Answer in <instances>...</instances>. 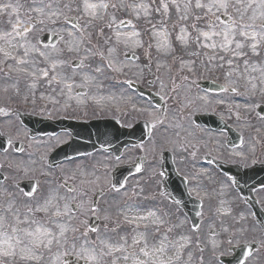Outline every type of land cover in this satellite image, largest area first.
<instances>
[{
    "label": "rangeland",
    "instance_id": "1",
    "mask_svg": "<svg viewBox=\"0 0 264 264\" xmlns=\"http://www.w3.org/2000/svg\"><path fill=\"white\" fill-rule=\"evenodd\" d=\"M198 2L207 6L214 0H87L97 7L107 5L101 11L96 7L95 15L93 9L85 11V0H0V124L4 135L25 142L23 153H0V163L10 177L0 185V233L6 232L0 236V247L13 253L0 256V264H67L64 258L78 252L87 264H115L126 255L124 247L137 233L129 227L131 218L126 213L131 211L153 215V219H141L146 222L140 223L144 231L139 234L138 253L143 257L137 260L139 264H162L167 251L169 257L174 255L175 264H220L221 255H231L230 245L250 242L259 247L245 264H264V236L252 211L232 179L202 160V154H208L241 166L264 161V118L256 112L264 105V38L253 41L250 35H240L242 30H253L241 29L242 24L264 32L260 27L264 8L259 0L251 8L247 7L251 0H231L225 16L232 22L225 23L217 19L224 15L222 9L213 8V16L207 7H197ZM141 5L147 6V15ZM67 19H74L76 26ZM233 19L237 22L234 38L230 36V45L222 47L224 31ZM44 33L60 34L62 41L44 47L39 42ZM238 43L242 47L237 48ZM253 43H257L255 50ZM6 44L16 46L12 58L3 52ZM127 55L137 56L138 61L126 59ZM75 60L84 67L68 66ZM20 65L31 74L19 71ZM181 68L198 72L199 78L205 75L225 82L238 93H203L194 85L198 77L183 75ZM125 78L156 82L154 88L165 95L167 112L162 116L132 92ZM79 88L88 92L78 95ZM73 110L83 112L76 116L85 118L117 112L116 117L128 127L145 120L152 124L153 133L145 145L126 149L120 160L98 151L51 169L47 157L67 140V134L29 139L11 112L56 118ZM196 113H211L234 125L245 144L228 148L225 134L195 125ZM164 151L173 154L179 173L190 180L191 196L202 201L198 230L162 193ZM142 156L146 158L144 171L129 178L124 189L114 191V169ZM24 179L39 180L34 196L24 197L11 186ZM63 182L74 185L75 191L67 190ZM98 190L103 196L93 209ZM255 195L264 207V189ZM72 205L77 206L75 212ZM92 215L99 220L96 231L89 228ZM60 226L63 235L59 230L57 239ZM45 229L51 236L43 234ZM211 231L219 233L214 236Z\"/></svg>",
    "mask_w": 264,
    "mask_h": 264
},
{
    "label": "water",
    "instance_id": "2",
    "mask_svg": "<svg viewBox=\"0 0 264 264\" xmlns=\"http://www.w3.org/2000/svg\"><path fill=\"white\" fill-rule=\"evenodd\" d=\"M60 38L61 37L58 35L45 34L41 37V43L43 45L54 46L59 42ZM73 65H78V63L75 62ZM154 103L158 106L156 101H154ZM21 118L24 124L30 127L32 131L37 132L36 134L47 133V128L52 127L46 125L41 126V124H38L34 118L28 119V117L23 116H21ZM202 122L210 128H216V126L220 124L211 118H206L202 120ZM85 127L90 126L84 125L78 130L77 137L80 139L76 138L71 144L60 148L54 153V155L51 157L52 165L57 164L56 162L71 159L81 154L90 153L98 148L111 151L117 158H119L122 155L124 147L143 142L144 140L148 139L151 134V127L147 123H141L134 129L126 130L120 129L119 126L117 127L113 123L110 124V122H98L92 125V131L88 137L82 133V130H86L84 129ZM110 135L116 136V138L113 140ZM7 146V141L4 139L3 150H5ZM143 163V160H137L136 165L134 166L117 168L113 174V187L115 189L122 188L125 185L126 179L130 175L143 170ZM162 170L165 174L164 187L168 192L171 193V199L179 203V205L183 207L186 213L191 217L192 221L197 223V215H199L200 212V203L189 198L184 181H182V184H178L175 180L172 181L176 178V173L171 157L167 153L164 155ZM230 174H232L234 177L235 185L241 191L246 201L253 206L264 229V216L261 210H259L258 206H256V201L253 198V192L259 187H264V166H256L253 169L246 170L244 173L232 171ZM24 188L26 190L30 189L32 194L36 187L35 184H33L32 188ZM96 202L97 199H95V203ZM91 227L96 229L97 221L93 220ZM255 248L256 245H250L248 247H240L239 249H236L235 259L232 261L234 264L242 263ZM71 259L73 260L74 258Z\"/></svg>",
    "mask_w": 264,
    "mask_h": 264
},
{
    "label": "snow or ice",
    "instance_id": "3",
    "mask_svg": "<svg viewBox=\"0 0 264 264\" xmlns=\"http://www.w3.org/2000/svg\"><path fill=\"white\" fill-rule=\"evenodd\" d=\"M171 2L172 3H175L176 0H171ZM253 2H255V0H251V2L248 3L247 7L248 8H251ZM237 3H240V0H237ZM196 6L197 7H207L208 11L209 12H212L213 13V16H215V12H213V8H215L216 11H220L222 9L224 15H229L228 8L230 6H232V5H231V0H214L213 3H211V4L207 5V6L204 5V4H201L199 2L197 3ZM259 6L261 8H264V0H259ZM8 7H11V6L8 5ZM96 7H97V5H95V4H89V3H87V0H85V4H84L85 11H88L89 9H93V15H95L94 10H95ZM100 7H105L106 8L107 5L106 4H101ZM140 7L145 9L144 14L147 15L148 14L147 13V10H146L147 6L141 5ZM167 9H168V5L165 3L164 4V10H165V12H167ZM158 11H159V9H158ZM53 14H55V13H53ZM260 15L262 17H264V12H261ZM182 18H185V17H182ZM197 19H199V17H197ZM217 19H219V18L217 17ZM253 19H255V16L253 17ZM236 24H237V22L235 21V19H233L232 25L226 27V29L224 31V40L226 41V43L224 45H222V47H228L230 45L231 41H230L229 37L231 36L232 38H234V35H235V32H236ZM211 26L214 27V25H211ZM240 27H241V29H253L250 33L247 32V31H243L242 30L240 32V35H242V36L248 37L250 35V37H251V39L253 41H257V37L258 36H260L261 38H264V32H257V31H255L254 30V27H255L254 25L242 24V25H240ZM260 27L261 28H264V25H261ZM136 34L138 35V33H136ZM217 34L218 33H216V32H213L212 33V35H217ZM202 35H204L205 38H210L209 37V34L207 32L202 33ZM180 39L181 40H184L185 37L184 36H181ZM236 46H237V48H240V47H242V44L238 43ZM251 47H252L253 50H255L257 48V43H253L251 45ZM21 62H23V61H21ZM96 71H100V69H96ZM45 75H47L46 72H45ZM56 215H60V213L57 212ZM141 219H144V218L141 217ZM13 231H16V229H13ZM40 231L41 230L38 228L37 229V232H40ZM43 234L44 235L51 236V233L48 232V230H46V229L44 230ZM2 235H4V233H0V236H2ZM27 235L32 236L33 233L28 232ZM61 235H63V229L61 230ZM16 239H17V243H19L20 242L19 238L17 237ZM51 242H52V240L49 239L48 240V244H51ZM137 243H139V241H137ZM11 247H12V245L9 244V248H11ZM117 250H119V249H117ZM12 254L13 253L7 252V251L0 252V256H9V255H12ZM89 255L91 256V254H89ZM144 255L147 256L148 253L147 252H144ZM91 258L93 260H95L96 257L95 256H91ZM124 258L127 259L128 257H124ZM134 264H135V262H134Z\"/></svg>",
    "mask_w": 264,
    "mask_h": 264
},
{
    "label": "bare ground",
    "instance_id": "4",
    "mask_svg": "<svg viewBox=\"0 0 264 264\" xmlns=\"http://www.w3.org/2000/svg\"><path fill=\"white\" fill-rule=\"evenodd\" d=\"M96 9H97V11L102 10L99 6ZM20 28L22 29L23 27L21 26ZM21 33H22V31H20L18 34H21ZM154 38H158V35H156V37H154ZM15 48H16L15 45L6 44V45H3V52L12 58L13 57V51L15 50ZM18 70L23 72V74H26V75L31 74L30 71L25 66H22V65L19 66ZM63 216L64 215H61L60 218H62ZM126 216L131 218V221H129V224H131L134 227V230L137 233L135 234L134 238L128 243V245L126 247H124V251L126 253V255L124 257H128V258L125 259L123 257L122 259L116 261L115 264H134V262H135V264H139L137 262V260L139 261L141 259V255L138 253V251H139L138 245L140 243L139 234L142 233V226L140 225V223L146 222V221H141V217L145 218L147 216H150V217H152L151 219H153V215L148 213V212H143V213L137 214L134 211H131V212L126 213ZM169 229H171V231L169 233H172L173 229L171 226L169 227ZM59 230H62L61 226L57 227V232H56V238L57 239H60L59 238L60 237ZM4 233H6V232H4ZM137 241H139V243H137ZM163 250H165V249L163 248ZM1 251H3V252L7 251L8 252L6 247H2ZM77 255L79 257H84L83 254L79 253V252L77 253ZM78 259H80V258H78ZM107 264H110V262ZM153 264H161V262L160 261H153ZM162 264H175L169 258V251H167V255L164 258V261ZM182 264H184V263H182Z\"/></svg>",
    "mask_w": 264,
    "mask_h": 264
},
{
    "label": "flooded vegetation",
    "instance_id": "5",
    "mask_svg": "<svg viewBox=\"0 0 264 264\" xmlns=\"http://www.w3.org/2000/svg\"><path fill=\"white\" fill-rule=\"evenodd\" d=\"M196 75H197V74H196ZM177 89L179 90L180 88L177 87ZM22 153H23V152H22ZM1 168H2V166H1ZM2 170H3V168H2ZM3 171H4V170H3ZM4 175H5V177H7V179H5L4 182L0 183V185H3V184H5V183H8L9 180H10V177L6 174L5 171H4ZM11 186L17 191V193L20 192L19 187H18V185H17V182H12ZM172 261H173V259H172Z\"/></svg>",
    "mask_w": 264,
    "mask_h": 264
}]
</instances>
